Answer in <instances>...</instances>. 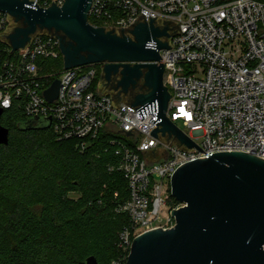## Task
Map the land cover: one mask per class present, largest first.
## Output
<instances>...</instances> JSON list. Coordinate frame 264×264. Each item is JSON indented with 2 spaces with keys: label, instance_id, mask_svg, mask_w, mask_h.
Masks as SVG:
<instances>
[{
  "label": "built area",
  "instance_id": "built-area-1",
  "mask_svg": "<svg viewBox=\"0 0 264 264\" xmlns=\"http://www.w3.org/2000/svg\"><path fill=\"white\" fill-rule=\"evenodd\" d=\"M53 0H35L48 8ZM62 6L66 0H55ZM144 13L181 22L172 35L173 48L161 50L164 82L173 98L167 116L205 152L244 151L264 159V0H93L89 21L96 26L127 27ZM8 13H0V32ZM93 19V23L90 19ZM60 40L36 35L25 52L12 51L0 39V108L17 102L27 119L52 118L58 140L77 139L85 150L102 133L114 138L118 170L128 181L130 198L117 211L127 213L131 225L120 233L122 254L111 264H128L135 238L176 224L172 205V177L185 163L209 154L193 146L187 151L154 136V112L144 119L122 101L112 106V94H94L101 79L97 66L46 70L48 60L63 56ZM102 67V64H100ZM59 79L58 97L45 91ZM130 143H134L132 146ZM118 195V193H116Z\"/></svg>",
  "mask_w": 264,
  "mask_h": 264
},
{
  "label": "water",
  "instance_id": "water-1",
  "mask_svg": "<svg viewBox=\"0 0 264 264\" xmlns=\"http://www.w3.org/2000/svg\"><path fill=\"white\" fill-rule=\"evenodd\" d=\"M36 4L0 0V13H8L10 20L0 39L11 44L12 51L25 52L40 33L55 36L66 69L102 64L95 95L111 93L112 106L122 109L124 101L142 119L154 112L151 134L170 146L187 151H196V146L205 152L167 116L173 95L164 82L161 50L177 47L171 37L182 31L181 22L152 15L148 22L142 12L130 26L103 27L89 21L93 0H66L62 6L53 0L48 8ZM60 87L56 79L45 91L47 99L55 100ZM3 113L0 108V146L10 142ZM51 123V117H34L19 127L47 129ZM172 194L186 204L172 211L176 224L138 235L128 264H264V159L244 151L194 159L174 173ZM85 263L100 264L95 256Z\"/></svg>",
  "mask_w": 264,
  "mask_h": 264
},
{
  "label": "trees",
  "instance_id": "trees-1",
  "mask_svg": "<svg viewBox=\"0 0 264 264\" xmlns=\"http://www.w3.org/2000/svg\"><path fill=\"white\" fill-rule=\"evenodd\" d=\"M52 67L62 71L64 57L45 63ZM26 120L17 102L1 119L10 142L0 146V264H86L90 256L111 264L131 219L117 211L130 198L128 181L109 166L120 161L113 139L129 140L104 132L83 150L77 139L58 140L52 128L20 129Z\"/></svg>",
  "mask_w": 264,
  "mask_h": 264
},
{
  "label": "rangeland",
  "instance_id": "rangeland-1",
  "mask_svg": "<svg viewBox=\"0 0 264 264\" xmlns=\"http://www.w3.org/2000/svg\"><path fill=\"white\" fill-rule=\"evenodd\" d=\"M93 65H95V66H97V67L99 68V70H100V74H101V76H102L103 68L100 66V64H93ZM16 132H17V131L15 130V131H14V134H15ZM1 151H2V150H1ZM69 195H70L71 198H74L75 200H81V199L83 198V195H84V194H83V192H79V191H71V192L69 193ZM171 204L174 205V206L177 205V203L174 202V201H172Z\"/></svg>",
  "mask_w": 264,
  "mask_h": 264
},
{
  "label": "flooded vegetation",
  "instance_id": "flooded-vegetation-1",
  "mask_svg": "<svg viewBox=\"0 0 264 264\" xmlns=\"http://www.w3.org/2000/svg\"><path fill=\"white\" fill-rule=\"evenodd\" d=\"M111 85V84H110ZM141 85H143V83L141 82ZM113 86V85H112ZM113 88V87H112ZM144 89L143 90H145V87H143Z\"/></svg>",
  "mask_w": 264,
  "mask_h": 264
}]
</instances>
